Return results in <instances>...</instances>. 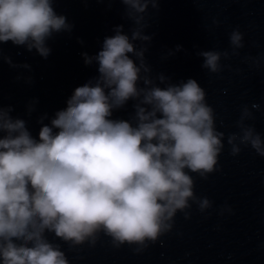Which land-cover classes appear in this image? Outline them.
<instances>
[{
  "label": "clouds",
  "instance_id": "clouds-1",
  "mask_svg": "<svg viewBox=\"0 0 264 264\" xmlns=\"http://www.w3.org/2000/svg\"><path fill=\"white\" fill-rule=\"evenodd\" d=\"M120 3L132 25L130 35L116 26L95 56L82 53L86 66L98 65V76L75 88L48 124L46 116L40 117L38 137L25 120L11 116V107L0 106V264H69L46 233L70 249L92 247L103 233L113 247L135 246L142 252L172 230L178 212L187 220L193 204L200 213L212 207L207 197L195 195L191 175L206 179L218 170L224 148L206 92L191 78L172 83L163 74L152 75L145 60L152 36L144 33L148 9L158 10L159 0ZM53 4L0 0V44L11 42L46 59L51 53L47 41L73 28ZM243 39L236 28L229 34L231 54L198 52L201 67L221 72V59L239 55ZM0 60L30 70L27 64H13L2 50ZM130 100L132 117L112 119ZM251 109L242 108L239 132L227 137L232 156L250 147L264 158V139L246 123L260 105ZM225 212L231 209L220 210Z\"/></svg>",
  "mask_w": 264,
  "mask_h": 264
},
{
  "label": "water",
  "instance_id": "water-1",
  "mask_svg": "<svg viewBox=\"0 0 264 264\" xmlns=\"http://www.w3.org/2000/svg\"><path fill=\"white\" fill-rule=\"evenodd\" d=\"M236 28L244 47L239 55L221 59V72L210 74L197 53L231 54L229 34ZM144 34L152 36L145 45L152 75L163 74L172 83L196 80L215 112L217 130L224 133L218 170L206 179L191 174L195 195L207 197L212 207L200 213L193 204L187 220L178 212L172 230L142 252L135 246L113 247L103 233L92 247L70 249L52 233L47 239L60 245L69 264H264V158L250 147L232 156L227 144L228 135L239 132L242 108L252 110V104L260 110H253L254 120L246 123L264 139V0H161ZM133 103L111 118L129 120ZM225 206L231 213L221 215Z\"/></svg>",
  "mask_w": 264,
  "mask_h": 264
}]
</instances>
